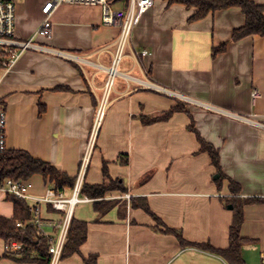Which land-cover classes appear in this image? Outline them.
<instances>
[{
	"label": "crops",
	"instance_id": "1",
	"mask_svg": "<svg viewBox=\"0 0 264 264\" xmlns=\"http://www.w3.org/2000/svg\"><path fill=\"white\" fill-rule=\"evenodd\" d=\"M49 1L14 0L15 38L31 41L34 48L11 69L0 67V103L7 110L9 150L27 151L76 176L104 95L107 74L102 67L111 65L120 28L103 24L100 6L63 4L53 12L51 35H42L43 8ZM110 1L119 10L129 5V0ZM252 1L264 6V0ZM195 11L155 0L136 27L132 44L149 51L142 66L147 79L162 89L146 85L149 81L128 48L120 70L131 78L115 81L85 177L89 185L103 184L107 162L111 178L123 181L128 192L88 197L90 202L76 207L73 218L87 223V239L80 254L59 264H86L84 258L91 255L97 256V264H229L196 247H181L175 236L157 232L145 211L131 207L132 199H145L187 242L229 247L233 211L224 203L229 181L221 189L217 185L209 155L200 153L189 130L192 119L201 136L219 150L224 174L241 188L239 197L264 199V37L231 41L233 31L245 24L240 8L191 22ZM225 43L226 50L213 55ZM179 101L186 111L167 121L146 125L140 119L169 111ZM29 183L36 196L52 188L40 175ZM95 203L116 205L103 214ZM42 215L51 221L62 218L48 205ZM241 235L248 240L242 248L246 264H264V203L244 207ZM5 253L0 239V257ZM1 264L32 263L3 258Z\"/></svg>",
	"mask_w": 264,
	"mask_h": 264
},
{
	"label": "trees",
	"instance_id": "2",
	"mask_svg": "<svg viewBox=\"0 0 264 264\" xmlns=\"http://www.w3.org/2000/svg\"><path fill=\"white\" fill-rule=\"evenodd\" d=\"M130 1V0H129ZM169 5L183 4L188 9H195V13L190 17V21H198L207 17L209 14L220 10L230 8H240L245 15V24L233 31L231 41L238 42L250 36L264 37V6L255 3L252 0H167ZM228 43L221 45L213 50V55H217L226 50ZM0 67L1 61H0ZM186 104L179 101L178 104L169 111L160 115L147 117L140 116L141 121L146 125L157 122H163L170 119L175 113L185 112ZM189 130L195 134L200 144V153H207L211 159V164L216 169V183L222 188V183L229 181L230 196L224 200L225 206H230L233 211V223L229 233V247L226 249H218L210 245L189 243L183 237L179 230L169 228L153 211L145 199L134 198L131 200V207L145 211L155 222L154 229L157 232L175 236L181 247H196L203 251L221 256L229 264H246L242 256V248L248 242L241 235V229L244 222V207L251 203H264V199H241L240 186L238 183L227 177L220 164V153L211 143L207 142L196 128L194 120L189 126ZM119 161L122 164H128L126 156H120ZM36 175L43 177L47 185L54 188L57 192H71L76 183V176H69L62 172L56 166L41 159L34 158L29 152L23 150H6L0 155V180L6 179L29 181ZM103 175L105 182L100 185H89L84 183L82 188V196L92 199L105 198L106 194L112 191L127 193L128 189L123 181L112 179L108 163H103ZM7 199L13 204V215L4 217L0 215V239L4 240L6 246H10L12 242H17L21 247L16 252L6 251L0 257V264L3 258H12L19 263L32 264H50L51 255L49 253L48 241L43 238L36 227L29 226L20 228L18 223L29 222L34 219L35 211L32 203L18 199L7 194ZM116 203H95V209L99 213L105 214L110 211ZM49 210L54 211L50 206ZM126 205H123L122 217L125 216ZM87 223L77 221L73 218L67 241L64 247L62 258L69 257L74 254H80V248L87 239ZM86 264H97V256L91 255L84 258Z\"/></svg>",
	"mask_w": 264,
	"mask_h": 264
},
{
	"label": "built area",
	"instance_id": "3",
	"mask_svg": "<svg viewBox=\"0 0 264 264\" xmlns=\"http://www.w3.org/2000/svg\"><path fill=\"white\" fill-rule=\"evenodd\" d=\"M154 2L155 0H130L127 9L119 10L113 7L110 0H50L43 8L45 18L39 32L45 36L51 35L53 12L63 4L100 6L102 8L103 24L118 26L120 28V34L115 41L116 51L111 65L109 67H102L107 74L104 95L99 105L88 149L80 162L79 171L76 175V183L71 194L67 195L63 192H57L54 188H49L44 196H36L30 193L31 184L26 181L13 179L0 180V191L33 204L35 211L34 219L26 223L20 222L17 226L20 228L34 226L37 228L39 234L48 241L49 253L51 255L50 264H59L62 259L76 207L91 201L87 196H82V188L115 81L119 77L127 80L131 78L127 73L120 70L122 62L127 57L126 50L128 48L131 49V56L135 65L141 69L143 76L148 80L149 73L142 66V58L147 57L150 53L147 50L136 49L132 44V37L142 16L153 7ZM16 13L14 0H0V61L1 65L6 69H11L26 51L34 48L31 41L20 42L16 40ZM146 85L154 90L162 89L161 86L150 81ZM253 96L256 98L258 92H254ZM7 125V110L4 104L0 103V155L8 150ZM124 197L128 200L131 199V195L129 194H125ZM44 205H48L54 211L62 213L61 220H45L42 215V207ZM20 247L19 243L12 242L10 246H6V251L16 252Z\"/></svg>",
	"mask_w": 264,
	"mask_h": 264
},
{
	"label": "rangeland",
	"instance_id": "4",
	"mask_svg": "<svg viewBox=\"0 0 264 264\" xmlns=\"http://www.w3.org/2000/svg\"><path fill=\"white\" fill-rule=\"evenodd\" d=\"M12 210V202L7 199V194L0 191V215L4 217L11 216Z\"/></svg>",
	"mask_w": 264,
	"mask_h": 264
}]
</instances>
